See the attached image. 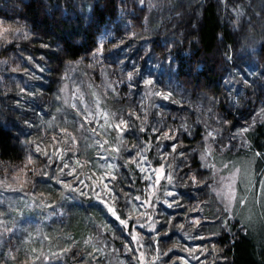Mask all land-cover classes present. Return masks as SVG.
Masks as SVG:
<instances>
[{
	"label": "rangeland",
	"instance_id": "1",
	"mask_svg": "<svg viewBox=\"0 0 264 264\" xmlns=\"http://www.w3.org/2000/svg\"><path fill=\"white\" fill-rule=\"evenodd\" d=\"M57 1L44 0V4L47 7L50 4H57ZM83 1L86 3L90 0ZM207 1L214 2L221 23L224 24L230 37H232L230 44L226 45V58L228 69H230L227 80L231 90L226 89L224 91L227 100L234 108L233 111L237 112L247 95L243 94V90L249 92L253 98L252 103H256L254 98L256 85L263 91V93L260 91L259 93L264 97V75H262L264 74V63L258 64L254 54V44L259 36L264 34V0H153L154 6L146 18L145 27L161 35L166 34V38L170 40L175 38L186 39L194 32L195 24L199 20V10ZM68 2L71 9L78 10L79 0H69ZM2 26L9 27L5 24ZM17 27L19 25L16 23L11 24V28ZM175 32L177 37H174ZM18 34L9 33V41ZM1 42L3 43L1 44ZM10 43L0 40V47ZM20 55L21 62L15 68L7 67L6 63L0 60V85L3 87H0V121L8 125L10 132L18 137L17 141L20 147L17 148L16 142L14 145L21 158L15 163L0 160V264L6 261L5 257L14 254V256L20 257L21 264H36L40 258L41 261L38 264H61L55 260L54 256L59 257L63 252L62 250L71 247V250L66 252L70 255L68 257L83 260V264H159L162 258L169 257L168 253H162L160 255L161 260H156L159 253L154 246L155 242L152 240L160 236V233L154 234V229L149 233V236L141 237L137 233L141 228L145 231L151 230L153 222H158L159 218L163 216L167 219L164 226L167 232L170 231L171 224L175 223L180 230V235H184L179 238V243L175 244L177 251L174 254H178V251L181 253L169 260L173 263L162 262V264H207L208 261H214L211 263L214 264L221 261L219 255L215 259L212 255L210 259H206L208 252L205 250L207 248L211 250L212 245H207L205 238L198 233L194 235L183 231L184 226L181 227V225L186 219L185 216L180 213L174 214L175 211L178 212L182 208L181 196L178 197L180 207L168 206L166 201L170 198L165 195V191L169 190L168 181L166 179L161 181L164 188L159 185L152 187L154 183L152 169L154 167L151 164V167L148 164L144 165L147 169L146 172H142L138 168L139 175L142 177L141 183L142 181L145 183L142 184L145 186L142 190V200L131 199L129 202L128 198H125L121 192L120 199L115 204L117 209L121 207L124 209L123 213L127 219L135 220L129 238H126L123 233L122 228L124 227L117 224L109 227L97 225L100 228L98 232L101 236L99 237L95 233L89 234L84 237V241L72 234H64L63 237L60 234L61 230L50 228L59 216L65 217L66 213L63 212V209L66 205L80 201V198L89 199L94 196L97 199V193L103 199L108 198L106 189L97 182L103 179L104 173L110 171L109 165L116 166L112 170L117 171L119 178L123 181L122 185H117L116 191L120 192L121 187H123L125 191L130 193L131 197H135V193L131 191L129 179L119 166L122 165L123 160L131 159L128 156L129 151L133 155L135 154L136 150L132 149L131 145L137 141L132 136H127L121 144L117 140L118 133L111 128L104 127L105 121L101 114L105 111L112 112V110L106 108L102 93L96 89L97 86L92 81L89 82L91 85L88 88L84 87L77 69L67 68L58 90L51 92L47 86L52 88L55 84L51 83L47 77L49 73L47 58L40 52L32 55V61L28 60L30 54L20 52ZM120 63L119 72L113 77L108 73L109 75L103 81L104 86L110 87L109 85L112 86L113 82L117 83L116 77L118 80V76L119 82L122 81L129 85L127 73L133 70V66L145 79L150 78L156 81L149 88L144 84L143 79L137 77L139 80L138 87H133L134 96L137 97L134 105L142 112L145 106L150 112V129L153 126L161 128L163 126L162 107L176 104L179 98L177 97L176 101L170 99L171 102L151 95L154 90H162L159 85L158 74L160 72L157 70V62L150 64V66L147 64L140 66L138 55L129 51L128 48L122 47ZM37 65L46 67L47 70L41 73ZM9 66L11 65L9 64ZM10 70H13V73H9ZM21 88H24L25 91L21 92ZM29 92H34L35 95H29ZM147 94L150 95L151 99H147ZM57 95L60 96L59 100L56 99ZM187 101L193 103L189 98ZM200 102H204V100L200 98L195 101V103ZM132 105L133 103L130 104V106ZM183 105L187 110H191V105L188 103ZM57 108H60L59 112L56 111ZM262 109H264V105L257 104L253 108L251 104L246 112L249 115L252 113L251 118L254 120L258 117L264 119ZM89 113L94 115H89ZM188 113L189 111H187ZM86 115L91 123L84 121ZM118 118L116 116V119ZM140 121H135L137 126L141 124ZM81 124H83V128H81ZM61 128H67L71 136H66L61 132ZM93 128L99 134L93 133ZM235 132L238 131H228L224 135L226 142H228V137ZM151 135H153L152 132ZM53 137L56 139L54 140ZM71 137H75V140L73 141ZM204 138L206 146L203 144L204 149H202L205 151L204 153H209L212 149L207 134ZM105 140H108L109 143L104 144ZM156 143L154 141V145ZM159 143L163 149L162 141ZM37 144L49 154L65 147L72 148V151L66 152L64 155L63 162L69 164L70 167L64 169L61 178L72 184L74 190L64 188L55 180H44L40 177L41 169L49 172V175H52L54 170L56 175L61 174L58 167L55 169L46 167L49 161L42 153L36 151ZM102 144L103 147H100ZM234 144L237 145L235 148L240 146L237 142ZM117 148L120 149L119 152L115 151ZM169 150L171 151V149ZM155 151H157L156 148ZM30 155L32 162H29ZM144 155L146 154L144 153ZM161 162L165 164L163 159ZM167 164L172 165L170 157ZM167 164L166 171L169 170ZM248 164L251 162H243L241 167L240 164L233 163L227 171L225 170L226 173L221 171L222 168L218 172L215 169L216 174L211 182V187L219 200L228 206L229 211H233L234 208L236 216H240L244 220L246 218L249 225H252L255 219L260 216L258 214L264 210V177L260 176L255 183L256 177L253 176V173L245 170L250 167ZM56 165H60L59 159L56 160ZM73 169L76 170V175L83 183H77L76 176L68 174ZM180 169L181 167L178 168V170ZM185 172L191 175V171L186 170ZM146 175L153 176V180L144 179ZM203 178L209 184L207 176H203ZM105 183L109 182L105 181ZM186 184L192 186L189 183ZM40 185L46 189V195L41 193L43 190L42 188L40 190ZM252 185L255 186L254 189H251ZM196 186L202 188L203 185ZM109 187H111V183H109ZM254 197L257 198L256 201H254ZM249 198L253 200L249 201ZM241 200H244V203H240ZM126 203L128 204L127 207H125ZM194 204L190 205L193 206ZM194 211L197 212V209L195 208ZM186 220L189 224L188 217ZM126 227L127 225H125ZM39 229L42 234L48 236L46 238L47 243L44 242L45 239L36 236ZM125 232H127L126 229ZM36 240L38 241L36 242ZM117 244L119 247H116ZM75 247L79 257H81L79 259L73 255ZM111 248L116 249V252L121 251L120 254L123 256L119 260L109 259L107 254ZM169 248L171 245H168Z\"/></svg>",
	"mask_w": 264,
	"mask_h": 264
},
{
	"label": "trees",
	"instance_id": "2",
	"mask_svg": "<svg viewBox=\"0 0 264 264\" xmlns=\"http://www.w3.org/2000/svg\"><path fill=\"white\" fill-rule=\"evenodd\" d=\"M68 1L58 0L57 4H50L46 7L44 0H0V20L4 21L7 26L16 23L22 27L16 38L9 41L10 44L0 47V60L6 61L7 67L15 68L21 62L20 52L31 56L40 52L48 61L49 73L47 77L51 83L55 84L52 88L47 86L51 92L58 90L67 68L77 69L84 87L88 88L91 85L89 82L92 81L97 86L96 89L102 93L106 108L111 109L112 113H116V116L119 117L123 114L127 118L130 107L141 117L146 115L145 126L149 129L147 133L149 139L152 137L150 112L145 106L142 112L134 105L137 98L134 96V89L125 82H119V76L118 80L116 77L117 83L113 82L111 88L104 86L103 81L109 74L113 77L119 72L122 47L128 48L129 51L138 55L140 66L142 64L150 66L157 62V70L160 72L158 74L160 87L163 91L172 92L171 100L176 101L177 97L179 98L176 104L162 107L163 126L161 128L164 131L173 129L176 134L177 130L182 131L181 125L187 123L191 133L183 132L178 137L182 141L183 149L188 153V159L181 163L184 158L178 157L173 162L170 157L172 166L180 165L181 169H177V173L181 176L186 170L191 173L198 170L209 179L207 188L204 186L200 188L196 185L188 186L186 182L179 184L178 191L183 194L180 199L182 208L178 212L175 211L174 214H183L186 219L188 217L189 224L185 219L183 231L194 235L198 233L205 238L207 245H212L211 250L207 248L205 251L208 252L206 259H210L211 255L215 259L219 255L221 261L214 264H264V210L258 214L260 216L255 219L253 224L249 225L246 218L244 220L240 216H236L234 208L233 211H229L228 206L219 200L211 187V182L216 174L214 170L216 169L218 172L222 168L221 171L226 173L233 163L240 164L241 167L243 162H251L248 164L250 167L245 170L253 173V176L256 177L255 183L260 176L264 177V158L255 155L258 151L264 153V119L258 117L254 120L251 118L252 113L249 115L246 112L251 104L253 108L257 104L264 105V97L261 94L263 91L257 85L255 86L256 95H253L256 103H252L253 98L249 92L243 90V94L247 95L242 104L246 103L247 107L242 105L237 109V112L233 111L234 108L227 100L224 91L231 90L227 80L230 69H228L226 58V45L230 44L232 37L224 24L221 23L214 2L202 3L199 20L193 29L194 32L186 39L170 40L166 38V34L161 35L145 27L146 18L154 6L153 0H145L143 5H140L138 0H90L86 3L79 0L76 11L69 7ZM24 32H29L30 35L25 38ZM133 32L136 34L135 36L132 35ZM148 33L150 34L146 36ZM171 33L173 35V32ZM175 36L177 37L176 32ZM43 44H48L50 47L44 48ZM254 45L255 60L258 64H263L264 34L259 36ZM101 46L103 55L94 58L93 53ZM10 71L9 73H13V70ZM0 87L3 88L2 85ZM113 88L115 91L112 90ZM188 98L193 103L188 102ZM200 98L204 102L195 103ZM147 99H151L150 95ZM132 103L133 105L130 106ZM184 103L191 105V110H187ZM187 111H189L188 114ZM222 118H226L228 123L224 124ZM140 122L142 123V121ZM249 124L252 127L246 134L248 137L247 146H238L230 151L222 150L219 141L223 139L224 143H228L224 137L228 131H239L241 126L247 127ZM213 129L218 130L220 135L215 139L208 137L212 151L209 152L206 160H201V155L205 152L203 147L206 146L204 137L207 132ZM140 135L141 142H143L144 134ZM17 140L18 137L10 132V127L0 121V160L15 163L21 159L17 149L20 147ZM170 142L162 140L163 145ZM234 142L240 145V137ZM203 144L205 145L203 146ZM145 154L154 168L158 167L157 160L162 164L159 153L155 151L154 142L151 152H145ZM205 164L207 167L204 166ZM122 165H124L122 171L127 173L126 177L130 181L132 193L142 200V190L145 187L142 184L145 183L144 181L141 183L142 177L139 175L138 168L135 165L129 166L126 164V160H123ZM38 170L36 171L39 172ZM171 170L169 168L168 171ZM43 182L45 183V181ZM39 187L41 190L42 186ZM253 187L255 186L252 185L251 189H254ZM42 190L44 192L41 191V193L46 195V189L42 188ZM79 200L66 205L63 209V212L66 213L65 217L59 216L50 228L61 230L60 234L63 237L64 234H72L84 241V237L89 234L95 233L99 237L101 236L98 232L100 228L97 225L109 227L117 224L124 227L122 230L125 237H130L135 220L127 219L122 207L117 211L118 214L122 213L123 218L127 220L126 228L94 196ZM252 200L249 198V201ZM256 200L257 198L254 197V201ZM193 203L195 204L191 206L190 204ZM195 208L197 212L194 211ZM179 219L181 220V218ZM180 220L179 222L182 221ZM197 220L200 221L199 224L196 223ZM225 221H227L226 227ZM166 222L167 219L163 216L159 218L158 222H153L151 230L145 231L141 228L137 233L141 237L149 236L152 229H154V234L160 233V236L152 240L159 253L156 260H161L162 253H168L169 257L162 258L159 264L162 262L173 263L169 260L181 253L178 251V254H174L177 251L175 244L179 243V238H182L184 234L180 235V230L175 223L171 224L170 231L167 232L164 229ZM62 230L64 231L62 232ZM36 236L45 239L44 242L47 243L48 236L42 234L40 229ZM74 245L80 248L77 244ZM168 245H171V248L168 249ZM76 247L73 255L79 259L81 257H79ZM116 247L119 245L117 244ZM71 248L67 250L70 251ZM120 253L121 251L116 252V249L111 248L107 255L111 260H119L123 256ZM14 255H9L11 258L5 257L6 261L3 264H21L20 257ZM61 255L54 256L55 260L61 264H83V260H75V257L70 258L68 257L70 255L64 251ZM37 261L40 262L41 258ZM208 262L207 264H211L214 261Z\"/></svg>",
	"mask_w": 264,
	"mask_h": 264
},
{
	"label": "snow or ice",
	"instance_id": "3",
	"mask_svg": "<svg viewBox=\"0 0 264 264\" xmlns=\"http://www.w3.org/2000/svg\"><path fill=\"white\" fill-rule=\"evenodd\" d=\"M138 2L140 5H143L145 3V0H138ZM3 24H4V21L0 20V40L4 42H9V39H8L9 33H18V32H21L22 30L20 27H17L15 29L11 28V26L3 27L2 26ZM29 35H30L29 32H24L25 38H27ZM132 35L135 36L136 34L133 32ZM13 38H16V37H13ZM42 47L48 48L50 46L48 44H43ZM98 55H103L102 46L101 48H98L96 52L93 53L94 58H96ZM41 58L43 59L44 57H41ZM28 60L32 61L33 57L30 55L28 57ZM37 67L39 68V71L41 73L47 70L46 67H40L39 65H37ZM137 77H140V79H143L144 84L148 86L149 88H151L156 83V81H154L153 79H150V78L145 79L143 76H141L140 72L135 68V66H133V70L127 73V80L129 82L130 88L138 87L139 80L137 79ZM109 86L111 87V85ZM112 90L115 91V88H113ZM24 91L25 89L21 88V92H24ZM28 94L35 95L34 92H29ZM151 95L159 97L165 101L170 100L172 98V92H164L162 90H154L152 91ZM56 99L59 100L60 96L57 95ZM73 107H75V105H73ZM56 111L59 112L60 108H57ZM262 111H264V109H262ZM89 115H94V114L89 113ZM101 115L103 116V119L105 121L104 127L111 128L113 131L118 133L117 140L121 144L124 142V139L127 136H132L137 141V143L131 145V148L136 150L135 154L133 155L131 151L128 152V156H130L131 159L127 160L126 164H128L129 166L135 165L142 172H146L147 169L144 167V165L148 164L149 167H151V165H150L148 156H145L144 153L151 152L153 142L154 141L157 142L155 144V148L157 152L159 153L161 159L165 161V164H161L160 161L157 160L156 163L158 167L152 169L154 173V183L152 187H156L157 185H159L161 188H164V185L161 183V181L163 179H166L168 181L169 190L165 191V195L170 198V200L166 201L169 207H172L173 205H175L176 207H180V200L178 199V197L183 195L182 193L178 191V187L180 183L186 182V183H189L190 185H203L205 188L209 187L207 181L203 178V174L200 173L198 170L192 172L191 175H189L188 172H185L181 176L177 173V169L180 166L179 164H176L175 167H173L171 164H167V160L169 157H171L173 162H175L178 157L184 158L183 160H181V163H183L184 160L188 159V153L183 149L182 141L178 139L179 135H182L183 132H189V134H191L190 127L187 123H184L183 125H181L182 131L177 130L176 134H174L173 129H168L167 131H164L163 129L159 127L153 126L151 127V132L153 133V135L151 139H149L147 136L149 129L145 126V123L147 122V116L145 115L144 117H141L140 115L137 114V112L133 108L131 107L129 108L127 118L123 114H121L119 118L116 119V113H112L108 111L103 112ZM133 117H135V119H133ZM136 120L142 121L139 127L136 125V122H135ZM84 121L86 123H91V121L88 120L87 115L84 117ZM222 122L224 124L228 123L226 118H222ZM251 127H252L251 124H249L247 127L241 126L238 132L232 133L230 137H228V143H224L223 139H221L219 142L221 144L222 150L230 151L232 148L237 147L236 144L232 143V141H235L237 137H240L241 139L240 147L247 146L248 137L246 134L249 132ZM81 128H83V124H81ZM61 132H63L66 136H71L67 128H61ZM92 132L99 134L97 133V130L95 128L92 129ZM140 134H144L143 142H141L142 137ZM218 135H220V132L216 130L207 132V137H211L213 139H215L216 136ZM53 139L55 140L56 137H53ZM71 139L74 141L75 137H71ZM162 140H167L171 142L165 144L163 149H161L159 141H162ZM107 143H109V141L105 140L104 144H107ZM100 147H103V144L100 145ZM169 149H171V151H168ZM36 151L42 153L43 156L49 161L46 167L53 168V169L58 167L59 173L61 174V175H56V172L54 170L52 175H49V172L41 169L39 173L40 177L43 178L44 180H49V179L55 180L56 183L62 184L64 188L74 190L72 184L67 183L65 179L61 178V176H63L64 174V169L70 167L69 164H66L63 162L64 155L66 152L72 151V148L65 147L64 149H58L56 152L49 154L48 151L42 149L40 145L37 144ZM115 151L119 152L120 149L117 148L115 149ZM208 154L209 153L202 154L201 160H206ZM255 155L257 157L264 158V153H261L259 151L256 152ZM57 159L60 160V165H56ZM29 162H32L31 155L29 156ZM166 164L168 168L172 169L171 171L165 170ZM204 166L207 167V164H205ZM108 167L110 171L107 173H104L103 179L97 182L98 184H102L103 187L106 189L108 193V198L103 199L100 197L99 193H97V199L101 200V202L106 206L108 212H110L112 216H114L115 219L119 221L121 225H127L128 223L127 220L123 218L122 213L118 214L115 204L120 199L121 192H123V195L125 198H128L129 202L131 199L139 200L140 197L139 196L131 197L130 193L128 191H125L123 187H121L120 192H117L116 191L117 185H122L123 181L119 178V173L117 171L112 170L116 166L109 165ZM119 167L123 168L124 165H121ZM68 174L76 176L77 183H83V181L79 180V177L76 175L75 169H73ZM124 175L126 176L127 173H124ZM144 179L153 180V176L146 175ZM105 181H108L109 183H111V187H109V183H105ZM240 203H244V200H241ZM127 206L128 204L126 203L125 207ZM196 223L199 224L200 221L197 220ZM224 224L226 227L227 221H225ZM181 227H183V225H181ZM8 231H11V230L8 229ZM62 251L67 252L68 250L65 249Z\"/></svg>",
	"mask_w": 264,
	"mask_h": 264
}]
</instances>
